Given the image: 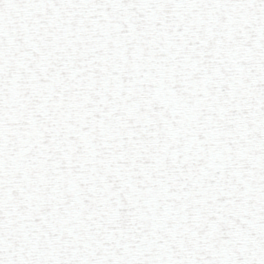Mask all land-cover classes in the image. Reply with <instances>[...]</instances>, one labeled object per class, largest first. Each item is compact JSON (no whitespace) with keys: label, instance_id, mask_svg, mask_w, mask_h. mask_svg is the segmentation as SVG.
<instances>
[{"label":"snow or ice","instance_id":"snow-or-ice-1","mask_svg":"<svg viewBox=\"0 0 264 264\" xmlns=\"http://www.w3.org/2000/svg\"><path fill=\"white\" fill-rule=\"evenodd\" d=\"M0 264H264V0H0Z\"/></svg>","mask_w":264,"mask_h":264}]
</instances>
